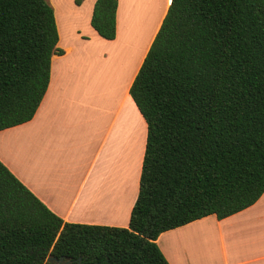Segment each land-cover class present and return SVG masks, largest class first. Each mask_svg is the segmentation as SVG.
<instances>
[{
    "label": "trees",
    "instance_id": "1",
    "mask_svg": "<svg viewBox=\"0 0 264 264\" xmlns=\"http://www.w3.org/2000/svg\"><path fill=\"white\" fill-rule=\"evenodd\" d=\"M118 5L94 7L108 41ZM58 42L48 0H0V131L36 115ZM130 96L147 141L128 228L65 222L0 161V264H170L161 234L262 197L264 0H171Z\"/></svg>",
    "mask_w": 264,
    "mask_h": 264
},
{
    "label": "crops",
    "instance_id": "2",
    "mask_svg": "<svg viewBox=\"0 0 264 264\" xmlns=\"http://www.w3.org/2000/svg\"><path fill=\"white\" fill-rule=\"evenodd\" d=\"M96 1L48 0L64 54L52 58L34 118L0 131V161L65 222L128 228L147 141L130 88L171 0H118L112 41L92 27ZM98 55L107 63L97 78ZM121 86L138 112L122 116V107L112 104ZM156 243L170 264H264V194L230 217L210 215L161 234Z\"/></svg>",
    "mask_w": 264,
    "mask_h": 264
},
{
    "label": "rangeland",
    "instance_id": "3",
    "mask_svg": "<svg viewBox=\"0 0 264 264\" xmlns=\"http://www.w3.org/2000/svg\"><path fill=\"white\" fill-rule=\"evenodd\" d=\"M100 60H101V58L99 57V55H98V61L96 62V77L98 78V74H99V72L97 73V70H100L106 63H107V61L106 62H104L103 64H101L100 63ZM92 66H94L95 67V64H92ZM109 71H107V73H106V77H105V79L103 80V81H105V82H108L109 81V77H110V74L108 73ZM95 76V75H94ZM115 79V75H112V79ZM98 81H99V79H98ZM101 86V85H100ZM124 87H125V85H124ZM123 86H121V87H119L120 89H119V94H114V96H113V102H112V104H114L116 107L117 106H121L122 107V109H123V113H122V116H124V115H126L127 113H129V115H131V112H130V109L131 108H135V107H133V106H135L134 105V103H133V101L131 100V99H128V101H127V103H126V99H125V90H123L122 91V88H124ZM97 95H98V98L101 96V89L100 88H98V91H97ZM97 99V98H96ZM99 100L100 99H98V103H99ZM98 108L99 107H101V106H103V105H96ZM135 110L137 111V109L135 108ZM138 112V111H137ZM132 121V120H131ZM130 121V122H131ZM133 124H135L136 123V121L134 120L133 122H132ZM135 126H136V124H135Z\"/></svg>",
    "mask_w": 264,
    "mask_h": 264
},
{
    "label": "water",
    "instance_id": "4",
    "mask_svg": "<svg viewBox=\"0 0 264 264\" xmlns=\"http://www.w3.org/2000/svg\"><path fill=\"white\" fill-rule=\"evenodd\" d=\"M47 261L53 264H71V262L65 261L64 258L49 257Z\"/></svg>",
    "mask_w": 264,
    "mask_h": 264
}]
</instances>
